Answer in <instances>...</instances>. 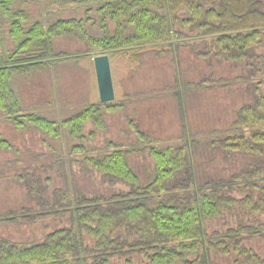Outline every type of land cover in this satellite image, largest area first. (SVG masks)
<instances>
[{
    "label": "trees",
    "instance_id": "trees-1",
    "mask_svg": "<svg viewBox=\"0 0 264 264\" xmlns=\"http://www.w3.org/2000/svg\"><path fill=\"white\" fill-rule=\"evenodd\" d=\"M64 37L80 57L135 63L134 84L148 64L147 84L161 87L153 93L176 99L177 131L152 136L132 119L133 141L89 145L87 123L105 132L147 91L126 78L122 98L60 123L24 112L14 83L45 73ZM234 86L244 98L231 116L194 132L193 92ZM0 112L57 143L34 172L23 167L28 202L0 216L41 229L0 235V264H264V0H0Z\"/></svg>",
    "mask_w": 264,
    "mask_h": 264
},
{
    "label": "rangeland",
    "instance_id": "rangeland-1",
    "mask_svg": "<svg viewBox=\"0 0 264 264\" xmlns=\"http://www.w3.org/2000/svg\"><path fill=\"white\" fill-rule=\"evenodd\" d=\"M40 7L33 4L32 10L40 9ZM69 41L70 39L65 37L62 43L60 41L57 46H60L59 49L65 51V54L63 53L65 56L61 54L55 60L48 62L45 73H40L41 71L35 72L34 70L27 73V76L20 77L14 83L15 88L21 94L24 112H42L60 123L89 103L101 102L94 67L93 56L96 54H85L81 57L75 55ZM125 61L113 60V63L111 62L116 99L121 98L124 93L122 83L125 80L122 77L126 75L127 65ZM143 69H141L142 71L140 70L139 76H142V81L145 82L144 76L151 70L146 63H144ZM56 72L61 73L60 80L57 79ZM145 86L147 89L146 95L137 97L133 103L137 104L138 107L144 104L145 107H141L140 110L148 118L145 122L152 119L159 126L156 127L150 124L153 127L150 131L152 136H163L160 133L164 131L163 129L172 130L174 127L171 126L172 128H169L170 124L164 125L161 122V117L166 116V114L168 116L167 105L169 102L176 107V99L169 94L153 93L154 91H159L161 87L158 85L153 88L149 87L150 84H147V80ZM231 90L228 92H208L205 93V96L201 95L199 91L193 92L189 98L190 101L188 100L190 104L187 111L191 121V129L194 132H207L212 128L218 127L217 125H221L218 121L220 116H231L232 111L239 106L244 98V93L241 92V89L237 91V86H234ZM221 95L229 96L218 100L217 96L221 97ZM175 112L177 111L170 112L172 118ZM135 116H137V112L131 109L124 117H120L118 114L114 115L109 119L108 128L105 132L91 122L90 124H85L86 134L90 131H95L96 133L95 137L88 139L87 142L93 147L100 148L107 146L108 143L105 142L107 139L113 140L117 144L133 141L136 137L132 132L134 131L133 127L129 124L131 117ZM167 116L163 118V121L166 120ZM222 123L224 124L225 121ZM156 124L153 122V125ZM169 130L165 133L169 132ZM0 134L3 139L9 141V144H4L3 147L0 146V216H2L5 211L17 209L28 202L24 187L21 185V179L24 178L23 167L28 165L32 167L30 170L34 172L39 164L53 158L51 149L56 147L57 143L52 138H45L44 134L34 126L23 131L16 129L13 124L6 121L1 112ZM161 145L163 144H158L157 147ZM6 148H16L17 151L13 153L6 151ZM77 157L82 158L80 155H77ZM9 164L12 166L11 168L8 166ZM14 172L19 178L17 177L16 179L15 176H11ZM50 222V220L46 221L47 224ZM40 226L41 224L30 225L24 222L19 224L1 223L0 235L9 236L17 240H26L32 237L30 235L39 232Z\"/></svg>",
    "mask_w": 264,
    "mask_h": 264
},
{
    "label": "crops",
    "instance_id": "crops-1",
    "mask_svg": "<svg viewBox=\"0 0 264 264\" xmlns=\"http://www.w3.org/2000/svg\"><path fill=\"white\" fill-rule=\"evenodd\" d=\"M94 56H96V55H94ZM93 56V57H94ZM109 56H110V62H112L114 59L112 58V54H109ZM113 63V62H112ZM126 65H127V68H126V75L125 76H123L122 78H126V80L128 81L129 80V82L131 83V85H134V86H136V87H138V88H140V89H143L144 88V84H146V81L145 82H143L142 81V79L143 78H140L139 80H138V78L136 79L137 81H135V83L136 84H134V82H132V78H133V76H134V71H135V63H133V62H126ZM94 67H95V65H94ZM161 70V69H160ZM96 72V71H95ZM128 77H130V79L128 78ZM132 77V78H131ZM137 77H139V76H137ZM142 77V76H141ZM97 78V77H96ZM142 81V82H141ZM98 84V83H97ZM142 84V85H141ZM99 90V89H98ZM145 92H142V93H138V94H132V95H135V96H131V100H133V101H130V103H129V105L127 106V109H126V113L128 114V112L130 111V109L132 110V111H136L137 112V116H135V117H131V120L132 119H135V121H136V123H137V125H138V127L139 128H141L142 130H147V131H151V129H153V127L152 126H156V127H159L157 124H156V122L154 121V120H149L148 122H145V121H147V116H146V114H144V112H142L141 110H140V108L142 107V108H144L145 107V105L143 104V105H141V107L139 106L138 107V105L137 104H135V103H133L134 101H135V99L137 98V97H144V95H146V94H144ZM99 96H100V94H99ZM123 97V96H122ZM121 97V98H122ZM117 99H120V98H117ZM114 100H116V96H115V99ZM101 101V100H100ZM102 102V101H101ZM135 106V107H134ZM168 106V108H167V111H168V116H167V114H166V116H167V118H166V120L165 121H163V118L164 117H166L165 115L163 116V117H161L162 119H161V122L164 124V125H168V124H170V127L169 128H172V127H174L173 129H172V131H174V132H176L177 131V112H175L174 113V117L172 118V116H171V113L170 112H172V111H174L175 109H173V106L174 105H172L170 102H169V104L167 105ZM146 111V110H145ZM118 115H120V114H118ZM124 116V114L122 115H120V117H123ZM153 122L156 124V125H153ZM146 123H148V124H146ZM131 124V123H130ZM129 124V125H130ZM152 126H151V125ZM172 126V127H171ZM132 127V126H131ZM134 129V128H133ZM164 131H161L160 133H165L167 130H169V129H163ZM132 132H134V131H132Z\"/></svg>",
    "mask_w": 264,
    "mask_h": 264
},
{
    "label": "water",
    "instance_id": "water-1",
    "mask_svg": "<svg viewBox=\"0 0 264 264\" xmlns=\"http://www.w3.org/2000/svg\"><path fill=\"white\" fill-rule=\"evenodd\" d=\"M94 65L102 102H110L115 99L114 82L111 70L109 54H98L94 56Z\"/></svg>",
    "mask_w": 264,
    "mask_h": 264
}]
</instances>
